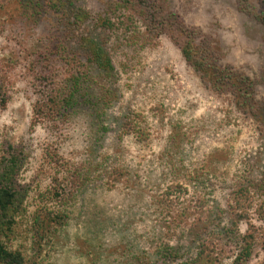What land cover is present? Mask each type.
<instances>
[{
	"label": "rangeland",
	"instance_id": "obj_1",
	"mask_svg": "<svg viewBox=\"0 0 264 264\" xmlns=\"http://www.w3.org/2000/svg\"><path fill=\"white\" fill-rule=\"evenodd\" d=\"M150 1L160 11L153 29L138 24L129 35L99 36L115 73L105 80L113 90L104 101H110L108 131L91 149L89 119L45 110L33 119V106L49 89L39 27L32 10L0 0V157L10 146L22 151L19 180L29 191L5 244L22 252L24 264H120L126 245L149 248L152 229L171 216L183 220L181 211L198 197L204 207L195 214L230 229V200L236 192L246 199L237 191L239 178L248 166L249 178L264 169V0L242 6L237 0ZM80 4L95 14L104 0ZM188 44L192 63L181 51ZM129 122L133 127L121 126ZM169 146L177 152L166 157ZM104 158L106 168L121 167L119 175L98 181L71 213L58 212L69 173L87 160L98 167ZM175 184L186 191L173 210L161 211L160 195ZM248 196L240 239L226 240L230 257L222 264H232L245 242L247 264H264V199ZM37 208L46 215L34 224ZM193 216L173 236L185 245L197 236L196 251L211 236L210 226H191Z\"/></svg>",
	"mask_w": 264,
	"mask_h": 264
},
{
	"label": "trees",
	"instance_id": "obj_2",
	"mask_svg": "<svg viewBox=\"0 0 264 264\" xmlns=\"http://www.w3.org/2000/svg\"><path fill=\"white\" fill-rule=\"evenodd\" d=\"M21 5L32 10L36 20L35 26L39 27L37 41L40 42V55L48 68H43V78L48 82L47 95L39 103L33 106V119L41 111H49L61 115L65 119L74 118L89 119L88 126L90 148L97 146L104 139L108 124L105 117L110 101L104 103L107 96L112 95V89L105 85V80L110 79L115 73V66L110 55L104 49L99 40L100 34L129 35L133 33L135 25H143L147 30L153 29L154 23L160 11H157L150 0H104V6L100 13L91 14L80 4V0H17ZM242 6L247 0H237ZM246 13H250L245 10ZM135 29V28H134ZM191 46L182 48L184 58L192 63ZM200 68V66H199ZM53 69V70H52ZM47 70V72H45ZM51 71V72H50ZM42 73V74H43ZM4 105V101H0ZM38 119V118H37ZM125 127H133V123L121 124ZM11 152H6L0 157V264H24V256L17 249H11L5 244L10 232L18 223L19 217L25 211L24 203L28 196V186L21 184L19 180L23 168L22 151L17 147H9ZM173 147L168 148L166 157H171L177 151ZM92 155V152L89 153ZM108 159L104 158L98 167L92 165L90 160L80 164L68 175L65 193L59 198L58 212L71 213L76 201L98 181L105 183L114 180L118 176L120 166L106 168ZM252 169L248 166L239 180V189L244 197L234 194L228 210L233 215L228 220L230 229L223 226L218 228L221 220L203 219L196 215L195 211L203 212L204 205L198 197L193 205L187 204L183 210L184 219L193 216L191 226H210L209 238H201L196 245V251L192 242L197 236L191 234V243L183 244L179 237L173 236L176 229L184 224L177 216H171L165 220L159 228H153L148 238L149 248L133 251L128 245L121 252L124 258L120 264H222V261L230 256H225L224 246L226 240L239 237V224L244 221L248 208L251 207L249 193L264 199V169L258 178H249ZM82 177V178H81ZM192 180L197 181L202 187L204 182H199L196 174ZM181 184H175L166 188L157 201L161 211L174 209L178 195L185 192ZM176 196V197H174ZM241 197V198H240ZM249 201V202H247ZM46 210L37 208L32 217L34 224L40 223ZM56 214V213H55ZM237 218L235 219L234 217ZM223 218L222 216H220ZM211 225H213L211 227ZM249 227H252L249 225ZM184 234H190L184 232ZM176 234V233H175ZM181 236V235H180ZM241 241L238 240V245ZM232 257V264H247L251 256V246L245 242ZM264 246V244H263Z\"/></svg>",
	"mask_w": 264,
	"mask_h": 264
}]
</instances>
